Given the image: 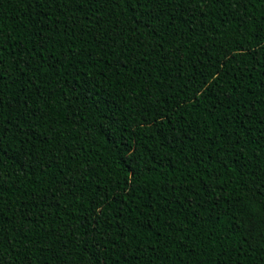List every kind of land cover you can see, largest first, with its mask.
<instances>
[{"label": "trees", "instance_id": "obj_1", "mask_svg": "<svg viewBox=\"0 0 264 264\" xmlns=\"http://www.w3.org/2000/svg\"><path fill=\"white\" fill-rule=\"evenodd\" d=\"M264 0H0V264H264Z\"/></svg>", "mask_w": 264, "mask_h": 264}, {"label": "snow or ice", "instance_id": "obj_2", "mask_svg": "<svg viewBox=\"0 0 264 264\" xmlns=\"http://www.w3.org/2000/svg\"><path fill=\"white\" fill-rule=\"evenodd\" d=\"M244 188L253 200L264 206V172L252 174L249 183L245 184Z\"/></svg>", "mask_w": 264, "mask_h": 264}]
</instances>
